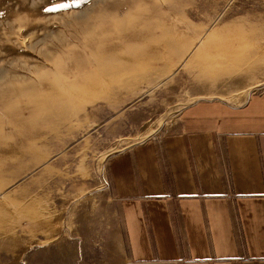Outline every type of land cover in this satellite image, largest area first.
I'll use <instances>...</instances> for the list:
<instances>
[{
  "label": "rangeland",
  "instance_id": "obj_1",
  "mask_svg": "<svg viewBox=\"0 0 264 264\" xmlns=\"http://www.w3.org/2000/svg\"><path fill=\"white\" fill-rule=\"evenodd\" d=\"M263 59L264 0H0V264H134L108 160Z\"/></svg>",
  "mask_w": 264,
  "mask_h": 264
},
{
  "label": "crops",
  "instance_id": "obj_2",
  "mask_svg": "<svg viewBox=\"0 0 264 264\" xmlns=\"http://www.w3.org/2000/svg\"><path fill=\"white\" fill-rule=\"evenodd\" d=\"M106 173L132 263L264 264V91L196 101Z\"/></svg>",
  "mask_w": 264,
  "mask_h": 264
},
{
  "label": "bare ground",
  "instance_id": "obj_3",
  "mask_svg": "<svg viewBox=\"0 0 264 264\" xmlns=\"http://www.w3.org/2000/svg\"><path fill=\"white\" fill-rule=\"evenodd\" d=\"M114 54H115V53L109 54V59H110V60H112V59L114 58ZM8 199H9V198H8ZM8 199H7V200H8ZM4 203H6V199L4 200ZM0 204H1V205H4L3 202H0ZM4 206H5V205H4ZM4 209H5V208H4ZM9 214H10V212H9ZM11 216H12V215H11ZM11 220H13V218H12ZM11 220H10V215H8V217L6 218V222H9V221L11 222ZM42 223H44V222H42ZM9 225H10V224H9ZM9 231H10V230H9ZM6 232H7V231H6ZM7 234H8V233H7ZM9 234H10V233H9ZM11 234H12V233H11ZM12 235H13V234H12ZM12 235H11V236H12ZM7 236H8V235H7ZM12 237H13V236H12ZM7 240H8V239H7ZM7 240H4L5 243L7 242ZM13 240H14V239H13ZM13 240H11V241H13ZM11 241H10V243H11ZM14 241H15V240H14ZM14 241H13V242H14ZM17 241H18V240H17ZM15 242H16V241H15ZM15 242H14V243H15ZM10 243H9V244H10ZM9 244H6V245L9 246Z\"/></svg>",
  "mask_w": 264,
  "mask_h": 264
}]
</instances>
